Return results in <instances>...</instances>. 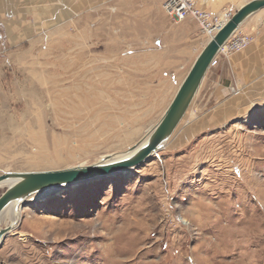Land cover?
<instances>
[{
	"label": "rangeland",
	"instance_id": "374dc122",
	"mask_svg": "<svg viewBox=\"0 0 264 264\" xmlns=\"http://www.w3.org/2000/svg\"><path fill=\"white\" fill-rule=\"evenodd\" d=\"M120 2L51 24L0 15V176L96 165L160 122L210 38L164 0ZM254 43L220 56L140 167L24 205L0 264H264V96L259 78L221 67Z\"/></svg>",
	"mask_w": 264,
	"mask_h": 264
},
{
	"label": "water",
	"instance_id": "95a60500",
	"mask_svg": "<svg viewBox=\"0 0 264 264\" xmlns=\"http://www.w3.org/2000/svg\"><path fill=\"white\" fill-rule=\"evenodd\" d=\"M262 10H264V0H252L244 4L219 28L196 58L160 122L152 128L148 138L146 137L141 143L128 150L129 156L122 159L108 156L106 161L90 167L54 172L1 175L0 184L8 181H11L12 184L0 195V220L7 210L14 207L16 211L19 205H25L26 199L44 190L120 174L127 170L137 169L148 161L165 146L176 132L210 71L212 62L219 55L223 46L251 16ZM11 230V225L5 228L0 227V244Z\"/></svg>",
	"mask_w": 264,
	"mask_h": 264
},
{
	"label": "crops",
	"instance_id": "0c3cea01",
	"mask_svg": "<svg viewBox=\"0 0 264 264\" xmlns=\"http://www.w3.org/2000/svg\"><path fill=\"white\" fill-rule=\"evenodd\" d=\"M110 1L116 2L117 8L121 3L120 0H0V15L22 18L35 17L34 24L40 23L41 16L50 17L48 21L51 24L55 22L56 17L62 14L92 15L104 3H109ZM250 1L252 0H197V4L200 9L218 16L226 12V10L228 11V9L234 10L232 13L234 15L244 4ZM256 14L245 22L247 25L242 30L245 33L252 34L255 43L251 45L244 55H234L228 61L223 60L221 67L223 68L225 64H230L233 72H247V75L251 76L250 79L252 81L259 78V83L254 86L257 89L259 87L262 96H264V13L259 16ZM22 215L23 210L21 211ZM18 234L21 235V233ZM5 245L4 240L0 247Z\"/></svg>",
	"mask_w": 264,
	"mask_h": 264
},
{
	"label": "built area",
	"instance_id": "2783aa9c",
	"mask_svg": "<svg viewBox=\"0 0 264 264\" xmlns=\"http://www.w3.org/2000/svg\"><path fill=\"white\" fill-rule=\"evenodd\" d=\"M163 10L166 15L177 22H184L188 19L194 20L210 39L218 32L225 21L219 16L200 9L197 0H164ZM253 42L254 36L235 33L212 62L211 69L218 66L221 55L229 58L234 53L244 50Z\"/></svg>",
	"mask_w": 264,
	"mask_h": 264
},
{
	"label": "bare ground",
	"instance_id": "6f19581e",
	"mask_svg": "<svg viewBox=\"0 0 264 264\" xmlns=\"http://www.w3.org/2000/svg\"><path fill=\"white\" fill-rule=\"evenodd\" d=\"M224 23H225V21H224ZM225 45H226V44H225ZM225 45H224V46H225ZM224 46H223V47H224ZM147 138H148V137H147ZM145 141H146V140H145ZM145 141H144V142H145ZM129 155H130V153H129V152H126V153H123V154L120 155V156L116 155V156H115V159H122V158H124V157L129 156ZM103 161H106V157H105V159L102 160L101 162H103ZM59 162H61V160H59V157L56 156L55 159H54L52 162H50V163H54V164H55V163H59ZM128 171H130V170L124 171L123 173H127ZM79 183H80V182H79ZM11 184H12L11 181L3 182L2 184H0V188H7V187L10 186ZM75 184H77V183L68 184V185L59 186V187H54V188H51V189L44 190V191L39 192V193L33 195L32 197L26 199L24 203H25V205H26V204H28V203H31V202L35 201L36 199H40V197L42 196V193H44V192H46V191L61 190V189H63L65 186L75 185ZM23 206H24V204H21V205H19V206L17 207L16 211L14 210V207H12V208H10L9 210H7V212H5V213H7V214L10 213L9 219H10V217H11L12 220L14 219V221H12L13 223L11 224V227H12V228H13L14 225L17 224L18 220L20 219V217H21V211L23 210Z\"/></svg>",
	"mask_w": 264,
	"mask_h": 264
}]
</instances>
